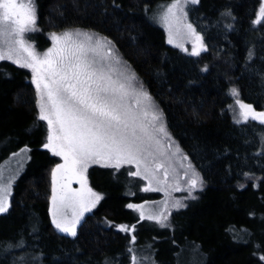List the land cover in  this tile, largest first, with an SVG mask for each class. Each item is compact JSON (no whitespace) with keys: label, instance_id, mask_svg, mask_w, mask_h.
I'll return each mask as SVG.
<instances>
[{"label":"trees","instance_id":"1","mask_svg":"<svg viewBox=\"0 0 264 264\" xmlns=\"http://www.w3.org/2000/svg\"><path fill=\"white\" fill-rule=\"evenodd\" d=\"M169 1L36 4L44 30L86 29L112 41L159 104L169 132L204 181L200 197L173 215L174 233L156 230L159 240L150 239L158 264H179L186 248L204 264H264V153H259L264 124L251 119L236 123L227 108L228 91L235 86L241 101L264 111V22L253 23L262 0L189 5V22L208 48L200 56L167 45L163 29L151 21L150 14ZM226 11L232 16L222 15ZM249 50L254 53L250 61ZM36 100L29 73L0 62V162L25 145L32 152L14 184L10 208L0 215V241L23 237L26 247L0 251V264H14L21 254L34 258L33 264H105L106 259L131 264L130 235L114 229L115 223L138 220L126 207L137 200L126 195V167L120 173L91 169V187L106 196L85 217L76 238L52 225L51 169L59 159L42 148L46 126L37 119Z\"/></svg>","mask_w":264,"mask_h":264},{"label":"snow or ice","instance_id":"2","mask_svg":"<svg viewBox=\"0 0 264 264\" xmlns=\"http://www.w3.org/2000/svg\"><path fill=\"white\" fill-rule=\"evenodd\" d=\"M198 3L199 0H172L158 17H154L167 28L169 44L174 37H191L190 54L193 56L208 51L204 37L187 21L186 9ZM222 15L231 17L232 13L226 11ZM262 22L264 0L253 23L260 25ZM36 31L35 0H0V61L8 60L31 71L38 119L46 121L47 125L43 147L63 160L51 169L50 213L55 229L76 238L85 215L104 199L89 186L87 171L92 164L115 169L125 164L134 165L136 170L129 175L148 181L142 191H163L166 197H171L172 192L187 191L186 199H196L192 193L198 188L202 190V177L190 162L184 165L188 157L175 146L163 111L136 73L121 59L112 41L99 33L66 29L59 34L51 32L52 46L40 53L26 39L27 33ZM176 46L183 47L182 44ZM253 56L249 50V61ZM207 70V67L203 69ZM229 95L239 109L238 112L232 109L236 123L246 124L251 119L264 124V111L258 112L251 104L241 101L238 88L231 87ZM29 151L27 147L21 149L23 153ZM19 155L13 153V156ZM18 163L23 166L22 162ZM177 165L183 169L182 175ZM15 178L14 174L6 177L0 170V213L8 210ZM182 181L186 187L181 186ZM73 182L79 184V188H73ZM158 204L156 208L132 203L127 207L137 211L140 220L168 227L171 209L187 206L174 198ZM116 227L121 232L135 231V225ZM135 240L133 235L131 242ZM25 247L23 237L0 241L3 252ZM128 251L131 264H155L151 254L138 257L131 249ZM33 260L21 254L14 264H33ZM105 264L110 261L106 259Z\"/></svg>","mask_w":264,"mask_h":264},{"label":"rangeland","instance_id":"3","mask_svg":"<svg viewBox=\"0 0 264 264\" xmlns=\"http://www.w3.org/2000/svg\"><path fill=\"white\" fill-rule=\"evenodd\" d=\"M171 2H172V0L167 2V3H163L156 11H154V12H152L150 14V19L155 25H157L158 27L163 29V31L165 33V40H166L167 45H169V46H171L173 48H176V49H178V50H180V51H182V52H184L186 54L191 55L190 53H191L192 45H193V40H192L191 37H185L183 39L180 38V37H174L173 43L169 44L168 43V30H167V28L161 22H159L158 18L154 19V17H158V15L164 10V7L166 5H168V4H170ZM35 3H36V0H35ZM186 11H187V9H186ZM187 21H188V23H190L189 19H188V16H187ZM37 28H38V31L33 32V33H27L26 34V39L29 41V43H32L34 45L35 49L38 52L43 53L44 51L47 50V48L52 46V42H51V39H50V33L51 32H56L57 34H59L62 31L44 30L43 27L40 26L39 23H38V17H37ZM81 30L89 31V30H86V29H81ZM90 32H93V31H90ZM93 33H95V32H93ZM177 44H182L183 47L182 48L181 47H177L176 46ZM184 48H186L188 51H184L183 50ZM115 49H117V48H115ZM202 53H204V52H202ZM202 53H201V55H202ZM118 54H119V56L121 57V59L123 61H126L121 56L119 51H118ZM191 56H193V55H191ZM4 61H8V60H4ZM0 62H2V61H0ZM8 62L12 63L11 61H8ZM127 64H128V62H127ZM14 65H16V64H14ZM16 66H18V65H16ZM25 70L29 73V81L32 83L31 71L29 69H25ZM137 77H138V75H137ZM138 80L141 81L143 83V85H144V82L139 77H138ZM34 87H35V85H34ZM233 87H235V86H233ZM144 88H145V85H144ZM228 95H229V91H228ZM229 97L231 98V102L228 104L227 108H228V111H229V113H230V115H231V117L233 119V111H232V109H236L237 112L239 111V109H238V106L235 105V99L232 96H230V95H229ZM239 99H240V97H239ZM154 102L159 106V104L157 103V101L155 99H154ZM229 106H231V108ZM159 108H160V106H159ZM38 115H39V109H37V119H38ZM164 118H165V116H164ZM165 121H166V119H165ZM233 121H234V119H233ZM42 122H44V124L46 126V133H45V136H44V143H45L46 142V136H47V125H46V121H42ZM172 139L175 141V146H178L180 148V146L178 145L177 141L173 138V136H172ZM25 147H27L28 149L31 150V147H29L27 145L22 146V147L18 148L17 150L10 152L9 155H7L0 162V170H3V172H4L6 177L9 176V175H13V174L16 177L13 180V182H12L11 195L9 197V207H8V209L11 206V198H12L14 184L25 173V171L27 170L28 165H29V163H30V161L32 159V152L31 151H29L27 153L21 152V149H24ZM42 148L47 150L46 148L43 147V145H42ZM13 153H20V155L19 156H13ZM182 153L185 154L183 151H182ZM259 153H264V137L261 138V146H260ZM27 157H30V159L27 158ZM57 158L59 159L58 163H63L62 158H60V157H57ZM18 161L22 162V164H23L22 167H20V164L18 163ZM189 162L190 161L188 159L187 161H184L183 163L186 166ZM123 167H126L127 170H129L130 172H134L136 170L134 165L125 164ZM123 167H121L120 169H115V168H111V167H104V166H102V164H92L88 168V171H87V177H88L89 186L91 187V180H90V171H91V169H94V168H107V169H114V171H115L114 173H120L119 171H121ZM177 167H178V165H177ZM17 169H18V171H17ZM178 170L181 172V175H182L183 174V169H180L178 167ZM147 184H148L147 180H144V179H142L141 177H138V176L130 175V177L128 179L129 187H128L127 191H126L127 192L126 195L131 197V198H137V200H131V202H129V203H132V204H145L146 208L149 207V206H151L153 208H156V207L159 206L158 202L165 201L166 199H169L171 201V199L174 198V199L182 200V202L184 204H186L187 206L184 207V208H180L179 210L171 209V216L168 219V224H169L168 227H161L155 221H150V220H146V219L145 220H140L139 219V213L137 211H135L134 209H130V210H132L133 212H135L137 214L138 220L136 222H131V223L130 222L115 223L114 224V229L119 231V229L116 226L120 225V224H127L129 226L135 225V231L134 232H132V231L122 232V233H127V234L130 235V249L138 257H143V256H146L148 254H151L153 256V258H154L155 264H158V261L156 259L157 249L155 248V243L153 244V241L152 240L150 241V239H154V242H157L159 240V239H155L154 238V232L156 230L169 229L171 233H174L175 230H174V227L172 225V217H173V215L178 213V212H180V211H182V212L186 211L192 205V203L195 202L200 197L199 191H201V189L198 188L197 190H195L192 193V196H195L196 199H192L190 197L186 199V197H188V192L187 191L172 192L171 193V197H166V195H165V193L163 191H149V192L142 191V189L144 187H146ZM181 186L182 187H186V185L183 183V181L181 182ZM72 187L73 188H79V184L73 182ZM93 190L96 191V192L101 193L103 195V197L105 198V196H106L105 192L98 191V190H95V189H93ZM103 200H101L100 203ZM99 204L96 206V208L99 206ZM126 207H127V205H126ZM50 208H51V200H50V204H49V212H50ZM96 208H94L92 210V212ZM4 213H6V212H4ZM4 213H0V215H2ZM89 214L90 213H87L85 215V217L87 215H89ZM50 216H51V213H50ZM119 232H121V231H119ZM62 234H64V233H62ZM64 235H66V234H64ZM133 235L136 237V240H135L134 243L131 242V237ZM66 236H68V235H66ZM199 257L200 256L197 254V252H192L191 249L186 248L179 254V264H204V262H202V260H200Z\"/></svg>","mask_w":264,"mask_h":264}]
</instances>
